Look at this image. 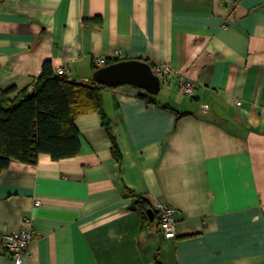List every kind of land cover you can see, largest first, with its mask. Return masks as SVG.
<instances>
[{
  "label": "crops",
  "instance_id": "1",
  "mask_svg": "<svg viewBox=\"0 0 264 264\" xmlns=\"http://www.w3.org/2000/svg\"><path fill=\"white\" fill-rule=\"evenodd\" d=\"M100 56L169 65L196 93L177 77L158 95L106 86L121 164L90 112L76 119L77 157L0 172V264H14L4 234L24 219L36 231L25 264H264V0H0V89L12 98L47 61L91 81ZM158 202L177 210L175 238Z\"/></svg>",
  "mask_w": 264,
  "mask_h": 264
},
{
  "label": "trees",
  "instance_id": "2",
  "mask_svg": "<svg viewBox=\"0 0 264 264\" xmlns=\"http://www.w3.org/2000/svg\"><path fill=\"white\" fill-rule=\"evenodd\" d=\"M105 88L94 80L81 82L59 75L47 61L41 76L16 97L12 98L15 88L0 89V172L13 161L36 164L40 154H48L55 161L77 157L81 153V140L76 119L90 112L101 115L112 140L113 157L121 164L123 154L105 111ZM137 204L149 221L148 202L139 197ZM155 214L159 217L158 211Z\"/></svg>",
  "mask_w": 264,
  "mask_h": 264
},
{
  "label": "built area",
  "instance_id": "3",
  "mask_svg": "<svg viewBox=\"0 0 264 264\" xmlns=\"http://www.w3.org/2000/svg\"><path fill=\"white\" fill-rule=\"evenodd\" d=\"M115 59L122 57V51H115ZM108 59L105 57L95 58V67L100 69L107 65ZM154 72L162 79L177 77V86L179 91L187 96L193 97L196 93V84L192 79L187 78L184 75L176 74L169 65H159L154 68ZM56 73L59 75H67L70 77L71 69L69 67L60 66ZM85 82H89L88 80ZM34 90V86H31L30 92ZM240 105L241 102H238ZM40 201H36V205H40ZM156 209L159 215V223L166 238L176 237V215L177 210L172 206L164 202H158ZM36 236V231L32 226V222L29 219H24L22 225L18 231L4 234V248L10 254L14 264H25V258L29 253V246Z\"/></svg>",
  "mask_w": 264,
  "mask_h": 264
},
{
  "label": "water",
  "instance_id": "4",
  "mask_svg": "<svg viewBox=\"0 0 264 264\" xmlns=\"http://www.w3.org/2000/svg\"><path fill=\"white\" fill-rule=\"evenodd\" d=\"M93 80L108 87L131 85L151 95H158L163 84L162 78L154 72L153 67L140 59L122 60L106 65L95 71ZM135 205L136 202L133 206ZM149 214L153 220L154 212L150 210Z\"/></svg>",
  "mask_w": 264,
  "mask_h": 264
}]
</instances>
